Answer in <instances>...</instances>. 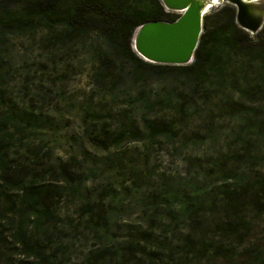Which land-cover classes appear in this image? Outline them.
Here are the masks:
<instances>
[{"label": "trees", "instance_id": "obj_1", "mask_svg": "<svg viewBox=\"0 0 264 264\" xmlns=\"http://www.w3.org/2000/svg\"><path fill=\"white\" fill-rule=\"evenodd\" d=\"M176 17L160 0H0V242L4 240L1 225H5L9 241L22 256L14 264H50L58 257V247L48 246L53 232L41 235L37 228L44 220L48 225L51 221L55 224L53 204L63 199L64 193L38 183L36 176L46 172L80 194L83 181L99 176L102 169L99 165L82 167L74 157L53 163L45 153L39 154V160L46 162L39 171L17 157L11 147V133L6 130V123L15 115L2 89L11 76L3 55L13 37L42 29L50 50L64 47L66 41L80 46L90 66V92L108 102L119 100L112 122L100 123V140L106 148L109 142L153 144L172 140L180 136L179 115L189 117L191 110L200 115L205 109L233 120V138L243 142L251 130L252 135L264 140V22L252 37L235 22V7L221 4L204 15L191 62L162 64L140 57L132 45L134 29L150 20L171 21ZM154 84L156 88L151 89ZM157 109L174 110L179 115L166 118L153 114ZM35 121L31 117L21 119L29 126ZM256 180L255 187L248 183H238L232 189L220 187L227 204L223 210L232 212L248 198L255 202L263 199L264 204V181ZM176 184L167 178L161 180L160 194L141 204L142 209L152 212L145 234L125 241H116L110 233L115 207L109 210L102 195L85 198V208L90 210L88 228L99 248L82 264H176L175 250L185 258L200 254L206 259L213 250L204 244L198 246L191 231L175 250L166 241L167 234L162 239L152 237L159 205L164 206L169 221L179 222L198 216L203 207L214 202L203 182L194 179L189 191L182 194ZM240 222L227 227L232 238L244 239L248 234L247 222ZM251 257V264H264V252L254 251ZM8 260L0 253V264Z\"/></svg>", "mask_w": 264, "mask_h": 264}, {"label": "rangeland", "instance_id": "obj_2", "mask_svg": "<svg viewBox=\"0 0 264 264\" xmlns=\"http://www.w3.org/2000/svg\"><path fill=\"white\" fill-rule=\"evenodd\" d=\"M221 4L234 6L232 0H218L206 14ZM245 8L249 19L260 24L255 30H246L254 37L263 24L264 0L247 4ZM168 12L179 15L177 11ZM235 22L240 26L236 16ZM45 37L42 29L13 37L3 55L11 76L2 89L15 115L6 123V130L11 133V147L20 160L39 171L46 165L44 160H39V154L45 153H49L47 160L53 163L74 157L81 161L82 167L99 165L102 169L99 176L83 181L80 194L46 172L36 176L38 183L59 188L64 193V198L53 204L55 224L51 221L48 225L44 220L37 228L41 235L53 232L48 246L58 247V257L50 264H82L99 248L88 228L90 210L85 208V198L92 200L102 195L109 210L115 207L110 233L116 241L145 234L152 212L142 209L141 204L149 203L160 194L164 178L177 183L181 194L189 191L188 186L194 179L199 184L203 182L214 201L211 206L203 207L198 216L179 222L169 221L163 205L157 207L158 219L151 227L154 239H162L167 234L166 241L175 250L191 231V238L198 246L204 244L209 251L213 250L206 259L200 254L185 258L175 250L176 264H251L254 251L264 252L263 199L255 202L248 198L227 213L223 210L227 204L219 191L220 187L232 189L240 183L255 187L256 179L264 181L261 136H254L248 130L243 142L233 138V120L211 109L202 110L200 115L191 110L190 118L174 110L157 109L153 114L166 118L180 116L177 119L179 137L153 144L109 142L106 148L100 140V123L112 122V115L119 110V100L108 102L90 92V66L77 43L66 41L64 47L50 50ZM167 82L171 83L170 79ZM150 88L155 89L156 85ZM21 117L37 121L33 126L23 125ZM240 221L247 222L249 232L244 239L232 238L226 232L227 227ZM4 226L1 225L4 240L0 242V253L9 259L4 264H14L22 256L9 241V232Z\"/></svg>", "mask_w": 264, "mask_h": 264}, {"label": "water", "instance_id": "obj_3", "mask_svg": "<svg viewBox=\"0 0 264 264\" xmlns=\"http://www.w3.org/2000/svg\"><path fill=\"white\" fill-rule=\"evenodd\" d=\"M165 9L178 11L171 21L150 20L138 25L132 35V45L144 60L162 64H187L203 30L205 10L211 0H160ZM236 19L245 30H255L260 24L252 22L246 13L247 4L232 0ZM264 21V19H263ZM262 21V23H263Z\"/></svg>", "mask_w": 264, "mask_h": 264}, {"label": "bare ground", "instance_id": "obj_4", "mask_svg": "<svg viewBox=\"0 0 264 264\" xmlns=\"http://www.w3.org/2000/svg\"><path fill=\"white\" fill-rule=\"evenodd\" d=\"M242 1H244L246 3H252V2H256L257 0H242ZM217 2H218V0H211V3L208 5V7L205 10V14L208 12L209 8L216 5ZM260 16H261V14H260Z\"/></svg>", "mask_w": 264, "mask_h": 264}, {"label": "built area", "instance_id": "obj_5", "mask_svg": "<svg viewBox=\"0 0 264 264\" xmlns=\"http://www.w3.org/2000/svg\"><path fill=\"white\" fill-rule=\"evenodd\" d=\"M166 11H170V10H168V9H165ZM178 12V11H177Z\"/></svg>", "mask_w": 264, "mask_h": 264}, {"label": "flooded vegetation", "instance_id": "obj_6", "mask_svg": "<svg viewBox=\"0 0 264 264\" xmlns=\"http://www.w3.org/2000/svg\"><path fill=\"white\" fill-rule=\"evenodd\" d=\"M257 1H259V0H257Z\"/></svg>", "mask_w": 264, "mask_h": 264}]
</instances>
